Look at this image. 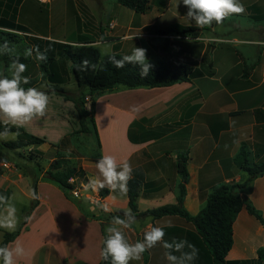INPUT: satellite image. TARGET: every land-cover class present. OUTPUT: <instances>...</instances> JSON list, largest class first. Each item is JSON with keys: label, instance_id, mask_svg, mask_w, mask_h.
<instances>
[{"label": "crops", "instance_id": "0c3cea01", "mask_svg": "<svg viewBox=\"0 0 264 264\" xmlns=\"http://www.w3.org/2000/svg\"><path fill=\"white\" fill-rule=\"evenodd\" d=\"M16 1L0 0V18L7 16L12 19L14 16L16 23L29 29L27 34L71 44L92 41L99 50L100 46L111 44L110 52L124 55L131 54L135 46L142 47L147 50L148 58H153L154 54L156 59H149L151 61H182L202 72L190 81L168 86L130 88L123 93L125 102L115 96L111 99L114 113L127 116L123 136L128 149L122 151L114 140V150H109V137L97 125L101 157L112 155L118 162L127 160L133 169L132 177L141 181L138 212L178 202L181 182L178 168L182 156L187 159L188 171L183 206L192 215L203 208L215 186L240 183L247 178V173L240 170L234 161L243 144L250 149L255 160L264 159V0H239L245 9L243 13L232 14L221 24L200 28L198 37L148 33L147 28L156 22L161 28L173 24L197 26L187 17L188 8L183 0H152L148 10L153 7L161 10L157 17L160 23L136 21L135 11L127 22L115 19L109 12L102 17L103 21L93 14V3L104 14L121 5L117 0H60V5L54 4L57 0H49L45 5L31 0L37 12H42L47 6L44 10L49 16L42 23L43 29L18 20L27 0L18 4ZM56 8H60L62 14L54 12ZM73 21L77 23L76 35L70 39L66 35L67 25ZM58 27L61 31L55 34ZM90 31L98 35L91 37ZM167 39L170 50L164 52L160 43ZM216 43L222 46V50H217L219 46ZM210 46L213 47L211 53L208 51ZM205 52H209L208 62H203ZM98 104L99 97L96 112ZM0 121L3 122L2 119ZM33 130L29 132L39 136V129ZM70 133L72 131L59 139L39 136L46 140L39 147L43 152L40 158L42 167H49L58 149L75 154L68 143L57 147L60 140ZM50 141H54L51 142L53 154H48L43 147ZM73 158L79 157L75 154ZM98 160L82 158L79 164L85 174L75 179L80 181L77 185L81 190L79 199L84 205L88 200L85 195L89 181L99 176L95 167ZM22 163L29 165L28 171H24L25 165L21 163L0 160V195L9 197L15 205L18 226L33 200V175L40 178L38 205L21 233L8 244L9 248H14L19 243L25 249V255L16 258V264H98L104 243L101 222L81 211L56 183L42 178L32 163L24 160ZM95 191L97 196L92 195V198L99 203L98 208L102 212L130 210L128 191L122 194L110 190L105 198H100L98 190ZM240 193L250 199L264 218V175L255 178ZM105 208L109 210L105 211ZM134 217L131 227L123 229L129 243L143 241L144 234L152 227H162L165 241L186 239L199 251H206L194 225L182 216ZM111 223L108 222L109 226ZM233 229L234 243L227 259L256 258L258 249L264 247V224L244 207ZM3 231L7 230L0 228V242ZM166 251L158 244L148 250L149 257L143 254L140 260L132 261L135 264H168ZM202 263L204 260L199 255L192 262Z\"/></svg>", "mask_w": 264, "mask_h": 264}, {"label": "trees", "instance_id": "16d2710c", "mask_svg": "<svg viewBox=\"0 0 264 264\" xmlns=\"http://www.w3.org/2000/svg\"><path fill=\"white\" fill-rule=\"evenodd\" d=\"M20 1L21 0H17L16 3L18 4ZM117 1L121 5L134 10L136 13H145L149 9L152 0ZM16 11L17 9L15 8V12ZM0 26V32L10 37H15L18 33L17 31H22L26 34L30 32L26 26L16 23L14 21V16L12 19L7 18V16L0 18ZM147 30L148 33L154 36L179 35L182 37H198L200 34L199 27L183 24H173L161 28L157 23H154L152 26H149ZM27 35L30 36V47L28 48L31 54H33L32 50H34L37 56L39 54L46 56L45 60L38 59L39 70L44 72L43 76L45 79H47L50 84L66 83L67 80L65 77L68 75L67 62H70L71 73L79 88L77 94H70L61 88L57 89L59 92L64 94L67 93L66 96L75 104V110L78 116V129L72 131V133L60 140L57 147L60 148L61 144H67L71 138H75L76 133H92L97 140L99 148L95 155V159H100L101 157V141L94 110L96 101L103 92L112 90L118 84L126 85L129 88L168 86L177 82L190 81L192 78L202 75V72L198 68L182 61L155 60L149 61L153 65L149 75L147 77H142L138 66L126 63L123 67L117 68L110 60V56H115V58L119 60L125 55L119 53L102 55L99 48L92 44V41H81L79 44H71L38 38L30 34ZM2 43L6 46L11 45L10 41L6 39H3ZM160 48L164 52L170 50L169 40L167 39L161 42ZM208 60L209 52H205L203 55V62H208ZM2 61L6 63L18 61L24 64L28 61V58L22 55L9 56V53L7 54V51H4V54H0V66ZM4 76L11 78L9 75ZM33 85L34 81L29 79L27 84H22L21 86L28 88L33 87ZM84 88L88 89V93L84 91ZM5 129L8 130V133L16 132L18 137L14 140L0 141V147L13 150L24 162L32 163L34 166L37 165V171L39 174H42V178L56 183L81 211L86 213L88 217L99 220L102 225L104 240L106 239V235L102 223L112 222L114 217L126 218L125 210L102 212L101 215L95 213L89 214L81 200L71 195L70 190L77 186V184L76 181L70 182L69 179L83 176L85 171L81 166L77 165V162L73 161V157L70 153L67 154L58 149L49 167L45 169L40 163L43 152L39 147L46 142V140L29 133L23 127L17 128L11 124L5 125L4 122L0 121V133L4 132ZM26 148H29L27 152L29 156L24 158L26 156L21 154V150ZM0 160L3 162L10 161L9 156L4 154L2 150H0ZM186 161L187 159L184 156L179 160L178 172L181 177V182L179 184L178 202L176 204L162 205L138 212L137 198L141 181L138 178L132 177L128 182V199L131 214L133 216H152L153 218H159L164 215L182 216L194 225L201 242L211 256L212 264H264V247L258 249V256L256 258L227 259V255L234 243L233 225L242 208L246 207L250 214L254 215L264 224L262 212L252 204L245 194L240 193V191L255 178L264 175V159L255 160L251 155L250 149L243 144L235 155L234 161L240 170L247 173V178L240 183L220 184L215 186L208 195L206 204L195 215L190 214L183 206V199L186 194V182L188 179ZM24 165V171H28L29 165L27 166L26 163H24ZM39 179V176L33 175V191L37 194ZM109 193L110 190L107 188L98 190L100 198H105ZM38 202L39 199L32 200L24 218L14 232L3 231V238L0 242V246H8V244L21 233L29 215L38 205ZM0 264H2V262H0ZM98 264H111V262L110 259L105 261L101 258Z\"/></svg>", "mask_w": 264, "mask_h": 264}, {"label": "clouds", "instance_id": "9594fccd", "mask_svg": "<svg viewBox=\"0 0 264 264\" xmlns=\"http://www.w3.org/2000/svg\"><path fill=\"white\" fill-rule=\"evenodd\" d=\"M183 4L188 8L187 17L193 20L199 28L211 26L213 23L221 24L232 14L245 11L239 0H183ZM146 52L145 48L135 46L131 54L119 60L115 56H110V60L117 68L123 67L126 63L136 65L140 69V75L147 77L153 65L149 62ZM26 55H31V52H26ZM37 59L45 60L46 56L39 54ZM26 70L27 65L17 61L12 65L11 78L0 76V119L5 125L25 127L47 114L49 96L35 87L21 86L29 82L28 77L23 76ZM7 135L8 130L5 129L0 133V138H6ZM95 167L99 176L91 179L88 187L94 191L107 188L122 194L127 193L128 182L133 172L127 160L118 162L115 156L103 155ZM31 195L32 199H39L35 191ZM0 209H2L0 228L14 232L19 221L15 205L9 197L0 195ZM108 210L105 208V211ZM125 217H114L111 225L106 228L107 236L101 250V256L105 261L110 259L111 264H130L132 260H140L146 251L158 244L167 250L165 257L168 264H192L198 258L199 250L186 239L165 241V231L162 227H152L144 234L143 241L129 243L123 229L130 228L135 222V217L131 214V210L125 212ZM24 255L25 249L19 243L14 248L0 246L2 264H16V258Z\"/></svg>", "mask_w": 264, "mask_h": 264}, {"label": "rangeland", "instance_id": "374dc122", "mask_svg": "<svg viewBox=\"0 0 264 264\" xmlns=\"http://www.w3.org/2000/svg\"><path fill=\"white\" fill-rule=\"evenodd\" d=\"M35 2H38L43 5H45V2H42L40 0H34ZM33 1L27 0L26 4L24 5L22 9V13L19 17V21L21 23H30L33 25V27H36L38 29H43L42 23L45 20L47 21V18L49 16V13L44 10V7L47 8V6L43 7L42 12H37L36 8L34 7L32 3ZM60 0L54 1L55 5H60ZM93 2H91L92 5ZM94 4V11L93 14L96 16L98 20L102 19L104 17L105 13L107 14L108 12L112 17L115 19H119L120 21L127 22V20L131 19L134 14V10L122 6V5H117V7L114 6L112 7L110 11L104 12V14H101V12L98 10V5ZM38 8V7H37ZM58 15L62 14V10L60 8H56L54 10ZM108 13V14H109ZM161 10H159L156 7H153L152 9L146 11L145 13H137L135 20H144L146 22H156L159 19L157 18L160 16ZM103 15V16H102ZM74 18L72 17L71 20ZM158 19V20H157ZM57 20V17H56ZM87 20L85 19L84 23L86 26ZM157 23V22H156ZM160 23V21H158ZM76 21L70 22L67 25V38L72 39L74 35H76ZM159 25V24H158ZM106 31V28H104ZM58 31H61V28H55L54 33L57 34ZM91 32V37L98 35V33ZM62 33V32H60ZM6 39L10 41V46H6L4 43H2V40ZM30 43V36L22 33H17L15 37H10L5 33L0 32V54H4V51H7V54L9 53L10 55H22L26 56L28 58V61H26L24 64L27 65V70L23 73V76L28 77V80H33L34 85L33 87L44 91L48 96H49V105H48V110L47 114L42 117L38 118L31 123H29L27 126L23 127L26 131L27 128L31 129L29 131H34L33 129H39L38 133L39 136H45L50 139H55V138H61L63 137V134H66L68 132H71L73 130L78 129V117H77V112L75 110V104L74 102L69 99L66 94L59 92L57 89L61 88L62 90H66V92L70 94H77L79 92V88L77 86L76 81L74 80V77L71 73L70 70V62H67V69H68V75L66 78V83L63 84H50L47 79H45L44 72L39 70V65H38V59H37V53H35L34 50H32L31 55H26V52L30 51L28 47ZM127 43V42H125ZM217 46H219L218 51L222 50V46L216 43ZM213 46V45H212ZM110 47L111 44L109 45H103L100 46V52L102 55H106L110 52ZM213 50V47L210 46L208 48V51ZM124 55V54H122ZM153 58H148V59H156L154 58V54L152 53ZM149 60V61H151ZM14 62H9L6 63L5 61L1 62L0 66V76L4 75H9L11 76V71H12V65ZM128 89H130L126 85L118 84L116 85L112 90H108L106 92H103L99 96V104H98V109L96 112V109L94 110V115L96 119V123L98 127L101 128L102 132L109 137V150H114V140L117 142V145L119 148L124 151L128 149V147L125 144V138L123 136L124 132V127L128 121L127 116L122 113L115 112L114 110L111 109L110 104L111 99L117 97L116 99H121L123 102H125V93ZM84 91L88 93V89L84 88ZM89 106V104H88ZM69 126V127H68ZM72 129V130H71ZM31 133V132H29ZM18 134L16 132H11L8 133L6 138H0V141L2 140H14L17 139ZM54 141H50V143L44 144V150L47 151L48 154H53L54 149L52 148L53 146L51 145ZM68 145L73 148V152L79 157L78 159L73 158L74 162H77V165L80 164L82 158H89L94 160L95 155L98 152V144L97 140L94 137V135L91 134H84V133H76L75 138H71L70 141L68 142ZM62 149V148H61ZM0 150L6 155L9 156V159L12 160L14 163H21V165H24L22 163V159H20V156L16 154L13 150L10 149H4L0 147ZM29 151V148L22 149L21 154H24L27 158L29 154L27 153ZM72 155L73 156H75ZM23 155V156H24ZM22 156V157H23ZM41 163V159H40ZM46 162L44 163V165ZM80 166V165H79ZM37 168V165L35 166ZM81 180L85 181L82 177H80ZM76 184H80V181H77L76 179ZM86 198L87 203H85V209L89 214L97 213V215H101L102 210L98 208V204L96 203V200L92 198L93 196H97L96 191H94L92 188L87 187L86 189ZM31 205V204H30ZM30 207V206H29ZM27 212V211H26ZM25 212V213H26ZM104 212V211H103ZM24 213V215H25ZM24 218V216H23ZM19 221V220H18ZM105 222V221H104ZM105 235L107 236L106 228L109 226L108 222L102 223ZM162 246V245H161ZM206 250V249H205ZM153 252V251H152ZM148 251H146L144 254L149 257ZM199 258L201 260H204V264H212V259L210 254L206 251H199ZM130 264H135V262L130 261ZM203 264V263H202Z\"/></svg>", "mask_w": 264, "mask_h": 264}, {"label": "built area", "instance_id": "2783aa9c", "mask_svg": "<svg viewBox=\"0 0 264 264\" xmlns=\"http://www.w3.org/2000/svg\"><path fill=\"white\" fill-rule=\"evenodd\" d=\"M40 1H42V2H48L49 0H40ZM69 180H70V182H74L75 181V178L72 177ZM70 192H71V195L73 197H75V198H80L81 197V190H80V187H78V186H75L74 188H72L70 190Z\"/></svg>", "mask_w": 264, "mask_h": 264}]
</instances>
